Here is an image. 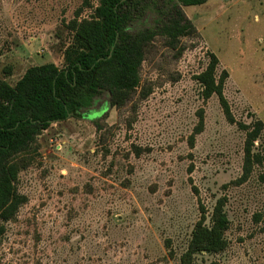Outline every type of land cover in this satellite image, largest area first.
<instances>
[{"label":"rangeland","instance_id":"rangeland-1","mask_svg":"<svg viewBox=\"0 0 264 264\" xmlns=\"http://www.w3.org/2000/svg\"><path fill=\"white\" fill-rule=\"evenodd\" d=\"M83 4L0 0V79L15 85L29 67L62 66L66 24ZM183 10L196 32L175 48L162 37L146 48L125 106L103 95L88 117L39 137L17 181L27 201L0 235V264H182L202 208L209 223L220 198L228 247L192 264H264V129L253 148L261 163L240 182L246 132L228 122L217 96L203 99L195 79L215 54L236 121L264 123V0ZM200 111L205 127L191 147Z\"/></svg>","mask_w":264,"mask_h":264},{"label":"trees","instance_id":"trees-1","mask_svg":"<svg viewBox=\"0 0 264 264\" xmlns=\"http://www.w3.org/2000/svg\"><path fill=\"white\" fill-rule=\"evenodd\" d=\"M84 0L81 10L66 24L69 41L63 48V64L47 63L32 66L15 85L0 79V235L4 225L15 220L27 199L17 189L22 170L38 152L39 137L53 124L71 118L82 119L103 96H108L112 108H121L140 87L141 68L146 48L158 37L175 48L181 38L196 32L183 8L205 5L208 0ZM84 9L91 10L82 18ZM219 59L210 54L207 68L195 79L205 101L219 98L230 124L246 132L244 174L250 176L255 164L261 163L254 153L264 123L253 125L236 121L224 95L228 73L218 77ZM199 123L191 137L205 127V113L200 111ZM264 183V172L260 176ZM226 198L217 200L208 216L202 208L182 256V264H192L197 255H214L228 247L226 233L230 220L225 210Z\"/></svg>","mask_w":264,"mask_h":264}]
</instances>
